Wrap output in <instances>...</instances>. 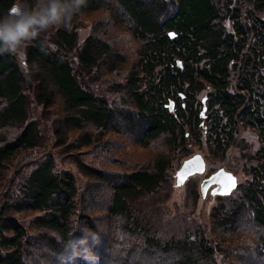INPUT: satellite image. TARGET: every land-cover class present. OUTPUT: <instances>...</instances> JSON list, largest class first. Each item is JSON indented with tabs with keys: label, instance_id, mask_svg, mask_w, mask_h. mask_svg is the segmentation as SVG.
I'll use <instances>...</instances> for the list:
<instances>
[{
	"label": "trees",
	"instance_id": "obj_1",
	"mask_svg": "<svg viewBox=\"0 0 264 264\" xmlns=\"http://www.w3.org/2000/svg\"><path fill=\"white\" fill-rule=\"evenodd\" d=\"M66 2L67 26L0 52V264H264V0ZM13 3L0 0V17ZM101 10L80 35L77 23ZM29 95L45 109L58 102L49 138ZM242 126L259 138L240 161L248 177L217 195L209 223L165 235L136 209L192 143L224 154ZM113 134L165 146L153 159L130 151L123 169L81 156L117 162Z\"/></svg>",
	"mask_w": 264,
	"mask_h": 264
},
{
	"label": "rangeland",
	"instance_id": "obj_2",
	"mask_svg": "<svg viewBox=\"0 0 264 264\" xmlns=\"http://www.w3.org/2000/svg\"><path fill=\"white\" fill-rule=\"evenodd\" d=\"M20 3L22 6L23 2L20 1ZM46 4L47 0H44V5ZM107 16L108 15L106 11L101 10L99 12H95L89 17H84V21H79V24L77 23V29L80 32V35L83 36V34L87 32L88 27L92 22L96 20L101 22ZM44 31L49 34L50 31L53 30L50 27ZM204 96V91L198 93V97L200 99H203ZM29 100L32 102V109L36 111V114L41 118V121H45L47 122L46 125H49L45 131V138H49L53 129L52 126H54L57 115H59L60 112L59 106L57 104L58 102L45 109L43 106L37 104L34 98L31 99L30 95ZM107 139L108 140L105 146L113 150L110 153V158L111 160L117 162L101 160L98 156H94V160V158L91 157V150H88L86 147L83 148L81 156L86 161L95 162L96 165L103 166L107 164L123 169L129 166V161L126 159V157H130V151L135 150L138 154V152L142 150L140 153L141 156H137L138 158L153 159L156 153L164 149L165 146L157 144L156 141L153 143L151 148L141 147L139 144L132 142L127 144V136H118L115 134L110 136L108 135ZM116 140L123 141L122 143H117L115 142ZM258 144L259 138L257 129L246 126H242L240 128L239 132L236 134L233 144L229 146L224 154H222L220 151H210L206 144L203 147H200V144L192 143L190 145L192 151L189 154H184V152H181L175 159L169 179L163 182L162 185L155 191L137 198L134 202V206L137 210L143 212L146 217L151 220L153 225L162 230L165 235H170L172 233L182 235L187 229H195L198 226V223L201 221L204 223H209L210 208L216 203L218 196L211 193L210 188L212 185L207 189L204 195L202 194L200 186L202 179L218 168L225 167L237 175L238 182L245 180L248 177V173H245L240 161L243 158L245 151H248L250 148H255L258 146ZM118 149L122 151V155H124L125 160L122 159ZM54 151L60 155V165L62 167L73 169L78 177L79 183H82L85 180V177L78 170V166L75 163V157L72 154L67 153L61 146L54 147ZM198 152L202 153L205 157V171L202 173H194L190 175L183 184H177V169L180 167L184 159ZM34 153L35 151L30 153L24 152V155H33ZM41 154L42 153H38V156ZM44 154H46L45 151ZM196 192L198 193L197 200L194 199V194ZM231 192L229 195L232 193H237L236 191L232 193ZM225 200L228 201L229 198H225Z\"/></svg>",
	"mask_w": 264,
	"mask_h": 264
},
{
	"label": "clouds",
	"instance_id": "obj_3",
	"mask_svg": "<svg viewBox=\"0 0 264 264\" xmlns=\"http://www.w3.org/2000/svg\"><path fill=\"white\" fill-rule=\"evenodd\" d=\"M79 8L84 0H72ZM71 5L66 0H38L32 9L21 6L20 0H14L8 13L0 17V52L17 53L23 44L37 36L40 31L52 26L64 24L71 19Z\"/></svg>",
	"mask_w": 264,
	"mask_h": 264
},
{
	"label": "water",
	"instance_id": "obj_4",
	"mask_svg": "<svg viewBox=\"0 0 264 264\" xmlns=\"http://www.w3.org/2000/svg\"><path fill=\"white\" fill-rule=\"evenodd\" d=\"M170 36H175V31L169 32ZM178 64L181 65V60H178ZM183 95V94H182ZM205 97H203V101H205ZM174 100L171 99L168 103L170 109L174 108ZM203 113L206 109V106L203 107ZM206 163L201 153H194L191 156L187 157L183 160L182 164L176 171V182L177 184H183L184 181L196 172L202 173L205 170ZM234 182V186H233ZM214 185L211 188V192L216 194H227L232 191L233 188L237 185V176L229 171L224 169L223 167L218 168L217 170L213 171L208 176H205L201 182V191L203 194L206 193L207 189Z\"/></svg>",
	"mask_w": 264,
	"mask_h": 264
},
{
	"label": "flooded vegetation",
	"instance_id": "obj_5",
	"mask_svg": "<svg viewBox=\"0 0 264 264\" xmlns=\"http://www.w3.org/2000/svg\"><path fill=\"white\" fill-rule=\"evenodd\" d=\"M212 186H213V185H212ZM212 186H211V188H212ZM211 188H210V189H211Z\"/></svg>",
	"mask_w": 264,
	"mask_h": 264
},
{
	"label": "snow or ice",
	"instance_id": "obj_6",
	"mask_svg": "<svg viewBox=\"0 0 264 264\" xmlns=\"http://www.w3.org/2000/svg\"><path fill=\"white\" fill-rule=\"evenodd\" d=\"M233 186H234V182H233Z\"/></svg>",
	"mask_w": 264,
	"mask_h": 264
}]
</instances>
